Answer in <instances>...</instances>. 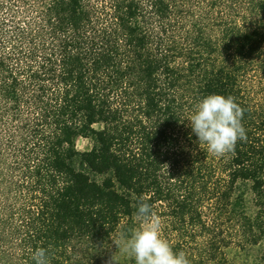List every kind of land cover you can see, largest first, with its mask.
<instances>
[{
  "label": "trees",
  "instance_id": "obj_1",
  "mask_svg": "<svg viewBox=\"0 0 264 264\" xmlns=\"http://www.w3.org/2000/svg\"><path fill=\"white\" fill-rule=\"evenodd\" d=\"M209 94L245 109L222 157L190 126ZM263 96L264 0H0V264L118 261L140 196L191 264L227 225L260 244Z\"/></svg>",
  "mask_w": 264,
  "mask_h": 264
},
{
  "label": "clouds",
  "instance_id": "obj_2",
  "mask_svg": "<svg viewBox=\"0 0 264 264\" xmlns=\"http://www.w3.org/2000/svg\"><path fill=\"white\" fill-rule=\"evenodd\" d=\"M244 112L232 95L209 94L196 105L189 118L190 126L199 144L207 145L208 152L222 157L234 152L239 140L247 139L242 124ZM135 207L133 215L144 223L121 233L113 241L121 254L135 264H191L184 251H174L161 236L159 221L144 196L138 198ZM32 260L35 264H51L48 250L43 247L33 252ZM109 264L118 261L112 257Z\"/></svg>",
  "mask_w": 264,
  "mask_h": 264
},
{
  "label": "rangeland",
  "instance_id": "obj_3",
  "mask_svg": "<svg viewBox=\"0 0 264 264\" xmlns=\"http://www.w3.org/2000/svg\"><path fill=\"white\" fill-rule=\"evenodd\" d=\"M77 146L80 151H87L91 149L92 143L89 139L80 138L77 142ZM141 223L144 222L142 221ZM226 229L228 230V235L234 239L233 244L230 248L226 249V260H224V262L216 261L211 264H264V241L258 245H246V247L243 248L238 244L239 240L234 236V228L231 225H227ZM163 230L164 228H161L160 226L161 236H163ZM118 239L119 237L115 238L114 241H117ZM190 247L194 248L195 244ZM113 252L116 259L119 261V264H135L134 260H130L122 255L120 249L117 248L115 244H113Z\"/></svg>",
  "mask_w": 264,
  "mask_h": 264
}]
</instances>
